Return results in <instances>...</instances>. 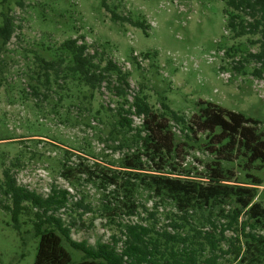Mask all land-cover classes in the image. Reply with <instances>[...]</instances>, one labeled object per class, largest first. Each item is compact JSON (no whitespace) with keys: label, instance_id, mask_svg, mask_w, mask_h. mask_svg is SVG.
I'll return each mask as SVG.
<instances>
[{"label":"rangeland","instance_id":"374dc122","mask_svg":"<svg viewBox=\"0 0 264 264\" xmlns=\"http://www.w3.org/2000/svg\"><path fill=\"white\" fill-rule=\"evenodd\" d=\"M2 1L0 24L1 13L9 14L15 32L6 46L0 45V184L2 171L9 170L27 190L45 196L55 185L74 195L59 176L65 151L72 155L70 164L83 157L103 165H117L127 151L115 150L111 135L115 117L110 109L118 99L104 84L91 90L67 75L69 58L60 47L68 38L85 42L89 53L98 51L104 61L129 72L128 100L138 93L157 110L164 99L188 118L199 101L210 102L254 118L264 128V71L256 77L261 65L249 56L260 52L261 37L236 36L227 28L226 0H106L108 9L101 0ZM110 11L143 22L146 29L113 20ZM61 58L57 72L42 69L41 61ZM132 118L137 127L141 119ZM187 154L185 165L193 172L202 170L201 161L208 157L193 150ZM257 175L262 186L256 200L264 202V170ZM83 190L98 202L92 185L84 184ZM146 197L144 193L141 199L149 207ZM2 201L0 195V264H67V259L78 262L82 257L56 235L34 237L26 217L20 232L13 229ZM90 218L85 215L84 226L78 221L79 227L71 228L75 241L93 245L116 234L103 229L98 219L87 228Z\"/></svg>","mask_w":264,"mask_h":264},{"label":"trees","instance_id":"16d2710c","mask_svg":"<svg viewBox=\"0 0 264 264\" xmlns=\"http://www.w3.org/2000/svg\"><path fill=\"white\" fill-rule=\"evenodd\" d=\"M101 1L108 9L106 0ZM110 13L113 20L146 29L143 22ZM1 15L4 47L15 24L9 14ZM224 15L227 28L236 36L260 35V52L249 55L260 63L255 70L260 77L264 0H226ZM60 51L69 58L68 76L91 90L104 84L118 99L110 109L115 117L111 135L117 142L115 150L127 151L117 165L89 164L83 157L70 164L72 155L65 151L59 176L74 195L52 185L44 196L18 186L9 170L2 171L0 195L8 203L2 201L1 207L11 216L13 229L20 232L25 223L21 218L26 217L34 237L58 236L82 255L78 262L67 259V264H264V202L256 200L262 186L257 174L264 170L262 123L204 101L197 103L189 118L171 110L164 99L155 110L138 93L128 100L129 72L104 61L98 51L89 53L85 42L68 38ZM41 62L43 70L57 72L64 58ZM133 116L141 119L137 127ZM190 150L208 157L198 172L184 163ZM84 184L95 188L98 202L83 190ZM144 193L149 207L141 199ZM89 214L87 228L98 219L103 229H115L116 234L93 245L75 241L71 228L79 227L78 221L84 226L82 219Z\"/></svg>","mask_w":264,"mask_h":264},{"label":"built area","instance_id":"2783aa9c","mask_svg":"<svg viewBox=\"0 0 264 264\" xmlns=\"http://www.w3.org/2000/svg\"><path fill=\"white\" fill-rule=\"evenodd\" d=\"M135 119H136V118H135ZM137 119L140 120L139 118H137ZM137 119H136V120H137Z\"/></svg>","mask_w":264,"mask_h":264}]
</instances>
